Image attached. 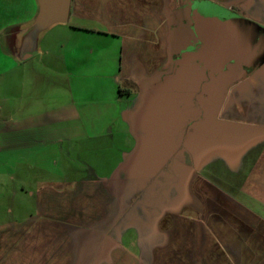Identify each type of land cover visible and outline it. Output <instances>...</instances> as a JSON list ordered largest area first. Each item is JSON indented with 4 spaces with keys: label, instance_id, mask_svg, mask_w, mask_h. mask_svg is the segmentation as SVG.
<instances>
[{
    "label": "crops",
    "instance_id": "crops-1",
    "mask_svg": "<svg viewBox=\"0 0 264 264\" xmlns=\"http://www.w3.org/2000/svg\"><path fill=\"white\" fill-rule=\"evenodd\" d=\"M23 1L27 16L13 24L14 44L7 52L19 63L46 53L31 39L25 44L38 3ZM192 2L234 11L264 27V0H71L65 24L74 21L68 26L81 42L70 52L76 53L69 57L75 67L65 65L58 76L84 79L86 67L80 66L91 65L95 52L84 41L105 40L103 51L118 57L116 72L107 77L117 94L112 100L138 94L142 104L126 114L133 129L149 135L164 131L155 123L156 95L146 96L142 88L173 94L172 88L159 86L171 65L175 15ZM66 93L72 94L70 89ZM3 107L0 102V113ZM166 108L175 124L173 105ZM87 110L69 99L55 115L16 114L0 124V154L8 152L11 160L17 156L16 163L59 178L39 182L30 192L33 210L27 217L0 225V264H264V63L230 88L215 115V133L199 125L202 136L193 142L188 126L176 124L171 131L176 137L186 132L184 139L156 148L157 138L139 135L135 153L120 167L123 177L117 175L119 168L108 177L67 178L61 167L55 171L57 157H50L55 150L42 149L95 130V125H77ZM114 124L109 122L104 133ZM157 147L163 153L152 152ZM212 147L218 152L212 154Z\"/></svg>",
    "mask_w": 264,
    "mask_h": 264
},
{
    "label": "rangeland",
    "instance_id": "rangeland-1",
    "mask_svg": "<svg viewBox=\"0 0 264 264\" xmlns=\"http://www.w3.org/2000/svg\"><path fill=\"white\" fill-rule=\"evenodd\" d=\"M23 7H25L23 0H0V102L4 106V110L0 113V124L13 121L16 114H19V117L29 115L36 118L39 117L37 115L39 113L55 115L57 107L71 99L82 112L83 109L91 110L90 112L87 110L86 114L84 112L81 117H78L77 121L80 123L77 125L87 126L91 129H93V125L97 127L95 130L88 129L84 136L77 135L69 139H60L57 143H47L48 145L42 148L55 150L50 154L52 158L57 157L59 167L55 171L61 170V167L67 178L78 179L90 175L108 177L135 153V143L139 135L145 134L147 138L150 136L157 138L154 147L159 143H163L167 147V144H173L174 140L172 139L178 137L181 139L182 134L179 133V136L176 137L178 133L171 130H174L177 125L180 126L183 118L177 116L175 124H173L174 122H169L172 116L165 112L168 110L166 104L169 106L176 104L178 93H157V89L150 93L147 88L148 92L142 88V91L146 92V96L156 95L159 114L155 116V123L157 125L160 123L158 126L164 131L153 132V135H149L133 129L126 114L130 110H136L142 102L135 91H133L135 95H131L130 98L126 95L121 96L120 102L112 100V97L115 98L117 94L113 95L114 85L108 78L116 72L118 57L115 52H112L113 56H110L103 51V47L107 46L105 40L95 38L94 41H84L85 45L91 44L95 49L93 63L80 66V68L86 67L83 74L84 79L58 76V73L65 71V65L68 68L75 67L74 59L70 61L69 57L76 53L70 52L75 50L81 40L73 36L68 26L74 24L73 20L69 21L68 25L65 24L66 26L57 25L53 30L45 31L39 35L35 46L46 53L37 54L24 63L7 58V52L12 53L14 44L12 35L16 34L13 24L21 20V17L27 16L24 14L25 9H21ZM65 59L66 63H64ZM80 87L82 92L79 93ZM160 87H166V84L160 85ZM68 89L72 92L70 96L66 93ZM114 92L116 91L114 90ZM148 114L150 112L145 115L148 116ZM113 119L116 121H112ZM138 119L142 121L140 117ZM109 122L116 123V125L114 124L115 128L108 130L109 132L107 131L105 134V128L109 126ZM142 122L146 123L147 121ZM190 127L200 128L197 122L192 121ZM214 130L211 127L212 133H215ZM201 136L198 133L193 134L192 141H198ZM216 145H218L217 142ZM159 150L160 148L157 147V151L152 152H162ZM171 150L170 148L169 152ZM213 151L212 154L218 152L216 148ZM155 153L152 155L154 156ZM11 158L8 152L0 154V225L23 219L32 213L33 201L29 198V194L40 186L39 182L59 180L56 174L49 173V177H44L40 172V167L32 170L21 162L16 163L17 156L13 157L14 160ZM195 158L199 161L204 158L197 149ZM117 175L123 177L124 170L120 168Z\"/></svg>",
    "mask_w": 264,
    "mask_h": 264
},
{
    "label": "flooded vegetation",
    "instance_id": "flooded-vegetation-1",
    "mask_svg": "<svg viewBox=\"0 0 264 264\" xmlns=\"http://www.w3.org/2000/svg\"><path fill=\"white\" fill-rule=\"evenodd\" d=\"M206 6L208 3L192 2L175 15L176 23L172 27L169 40L171 65L162 75L166 87L172 88V93L179 95L176 104L173 105V111L176 116L183 118L180 127L188 126L189 136L198 133L197 129L190 127L191 121L205 126V129L208 127L214 129L219 123L215 115L225 102L230 88L250 76L264 63L263 34L254 39L250 51L243 55L241 60H231L223 68H210L204 61L198 59L196 56L199 54L201 41L196 26H199L201 21L199 20L197 24L195 21L206 16L208 13ZM230 13L236 14L234 11ZM194 129L195 131H192ZM184 133L186 134V132L180 134ZM182 151H187L188 156L191 153L190 149L185 147Z\"/></svg>",
    "mask_w": 264,
    "mask_h": 264
},
{
    "label": "water",
    "instance_id": "water-1",
    "mask_svg": "<svg viewBox=\"0 0 264 264\" xmlns=\"http://www.w3.org/2000/svg\"><path fill=\"white\" fill-rule=\"evenodd\" d=\"M38 13L24 34L26 43L36 44L39 35L58 24L68 21L71 0H36ZM205 17L198 27L201 48L196 56L210 68H223L231 60H241L247 54L254 39L264 35V27L237 14L208 5ZM181 64V63H179Z\"/></svg>",
    "mask_w": 264,
    "mask_h": 264
}]
</instances>
